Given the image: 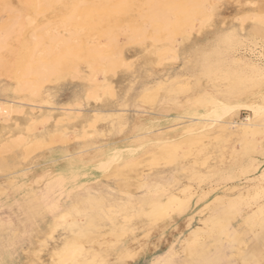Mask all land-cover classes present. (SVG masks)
Wrapping results in <instances>:
<instances>
[{
	"label": "rangeland",
	"instance_id": "obj_1",
	"mask_svg": "<svg viewBox=\"0 0 264 264\" xmlns=\"http://www.w3.org/2000/svg\"><path fill=\"white\" fill-rule=\"evenodd\" d=\"M116 1L97 0L98 10L93 11L91 18L82 23L78 22L75 16V21H67L68 24L64 22L60 18L65 13L62 7L59 8L61 5L56 6L54 11H45L36 17L33 15L36 19L32 17V14L29 16L35 22L33 21V24L23 30V33L25 30L27 31L22 34L23 38H19V41L28 40L29 50H34L31 51L34 53L33 57L38 56L40 54L38 52L45 53L44 56L41 53L39 57L34 58L40 63L47 62L56 54L55 51L57 52L58 49L67 45L61 43L67 33L66 36L69 38L63 40L70 39L67 48L74 46L72 43L70 44L73 39H76V42L79 40L77 43L80 44L73 41L78 47H71L79 56L75 55L77 58H71L70 67L77 69H74V75L71 74V68L68 67L60 73L59 79L47 77L41 83V94L34 95L37 98L30 96L25 89L26 86L25 88L20 87L13 76L16 73L15 65L18 62L24 63L26 60L25 53L19 52L21 49L19 42L16 39L10 40L7 50H3V53L0 52V57L6 55L4 61H7L5 69L0 68V102L2 103L0 104L4 107L8 105L12 107L16 102L11 108L12 111L10 110V119L0 123V159L6 165L5 170L0 171V175L3 176L24 168H30L33 170L32 172H37V175L40 172L44 173L43 170H45L39 184L41 190L35 191L40 197V201L41 196L47 193L56 199L57 195L62 193L61 189L69 188L71 198L58 208L62 210L71 206V215L75 218L76 223L69 227L70 223L66 222L57 232L53 233L52 238L55 243L59 244V239L69 233L74 236L80 231L87 232L90 227L85 221L90 216L100 224L97 232L94 231L92 235L96 239L94 237L95 240H91L92 243H87L86 237L77 240V243L88 247L86 249L87 256L96 254L97 248L107 245L109 247V244L114 242L113 244L118 243V245L131 244L129 250H123L120 254V261L125 262L124 264H150L151 259L156 256L161 257L153 264H264V130L234 133L227 128L226 124L216 123L213 125L214 123L209 121H201L199 125L191 128L187 121L189 118L198 117V113L203 115L208 113L213 115L214 119L216 116L215 120H220L226 110L230 109H234L233 112L230 111L226 117L222 118V122L228 120L239 122L249 115L252 116L253 122L257 120L258 116H253L250 108L248 110L246 106L236 101L228 103V97L235 95V91L239 88L238 84L233 83L234 81L229 82L225 77H209L214 75L213 72L225 68L242 73L250 79V82L247 84L248 88H244L239 98H251L247 99L249 105L264 106V23L258 25L254 19L256 15L264 14V0H207L206 7L202 11L205 16H208L207 21H210V18L211 21L204 22V24L202 22L206 17L203 12L192 15L195 19L197 18L196 20L193 21L191 16L186 22L184 20L180 22L178 14L182 12L181 10H188L192 4H196L195 1L199 2V0H192L191 4H187L189 2L187 0H157V12L165 8L168 2V5L173 4L165 9L166 17L169 18V22H166L169 27L165 25L168 29L165 28L166 31L162 24L165 21L160 23L161 19H157L153 23L150 16L147 17L149 15L146 11L147 8L152 10L151 5H147L148 2L145 4L147 0L145 2L134 0L135 3L132 2L126 9H121L120 12H116L114 9V13L105 15L107 8H113ZM164 2L167 4L165 5ZM252 3L255 5L252 6ZM176 4L178 9L173 8L176 7ZM255 6L256 9H253ZM172 8L175 10L172 11ZM205 11H208V14L211 12V16L210 14L206 15ZM0 12V23H2L3 19L6 20L7 14L3 11ZM245 15L251 17L255 15V17H249V21L248 16ZM45 17H47V21ZM241 17L242 19L246 17L244 23H242ZM262 17L264 20V15ZM38 18L40 20L37 21ZM253 21L256 22L253 23ZM184 23H190V26L185 24L182 27ZM198 23H202V25L200 26ZM179 25L182 28L177 31L179 29L176 26ZM78 27L80 28L78 29ZM75 28L78 31V36L74 38L77 32ZM256 28L262 30L253 33ZM47 29L48 31L50 29L49 33L54 34L56 40H51L54 43L58 42L57 45L45 37L49 34ZM153 30H156L155 33ZM69 31L74 33L73 37L69 36ZM169 32L173 35L168 34ZM40 33L45 34L42 39ZM28 34L31 35L28 36ZM58 34L61 36L59 37ZM167 38L171 42H168ZM37 39L38 41H36ZM35 42H41L40 45H37L38 47L43 46L42 43L50 45L46 44V47L38 48L34 44L32 46V43ZM59 45L63 46L60 48ZM32 47H37L35 49L41 51L36 52ZM91 47L96 49L92 50ZM45 48L51 52L54 50L52 53L50 52L51 54L45 50L49 53L46 55V52L43 51ZM51 48L53 49L51 50ZM8 50L10 53L6 52ZM97 50V53L94 52ZM172 51L176 54L173 55ZM110 67L111 70H108ZM42 68L40 69L46 74L47 69ZM4 72L7 73L6 76ZM78 73L79 77L76 75ZM205 74L207 77L204 76ZM70 75L77 78L72 79ZM251 81L256 82V85L253 86ZM143 84H145V90L141 89ZM19 87L24 88V91L22 89L20 92ZM241 89L242 87H240ZM90 94H97L96 97H98L94 99V96L89 97ZM40 95L41 97H39ZM234 107L238 109L236 110ZM31 108H34V112L30 110ZM99 108L105 111L101 116L99 115L100 118L92 112ZM15 109H18L17 112H14ZM28 109L32 114L28 112ZM178 110L182 114L187 113L183 115L186 118L180 120L183 124L188 122L185 126L181 123L179 125V119L169 117L176 114ZM39 112L41 113L39 114ZM78 112L79 116H77ZM239 112L240 114H238ZM61 113H64V116L69 115V118L62 117ZM75 113L78 118L75 117ZM36 114L40 117L38 118ZM41 116L47 117L48 122H45V118L42 117L43 122ZM96 118L99 120H95ZM140 118L147 128L138 132L142 136L125 142V138L131 137L132 132H135L132 127ZM58 119L61 121L60 123L56 122ZM28 120L33 123H29ZM53 120L56 122L54 125ZM168 120L171 123L167 122ZM26 122L29 125L35 124L29 126ZM175 122L176 124H174ZM40 123L43 125H39ZM25 125L28 129L25 128ZM57 125L58 130L56 129ZM187 125L188 127H186ZM210 126L212 128H209ZM54 129L58 131L56 135L54 133L57 131ZM52 134L54 135L52 136ZM159 136L164 139L158 142L156 140ZM38 140H40V144L36 145ZM118 140H122L126 144L131 143L133 146H138L143 141L146 146L136 148V152L133 150L131 152L133 154L130 153V158L125 157L124 164L127 166L125 170L120 169V161H116L120 165L113 162L110 164L113 165L112 167L109 165V168L105 169L89 167L99 163V159L105 160L113 155L108 148ZM3 144L5 146L2 148ZM100 146L103 147L99 150ZM229 147L234 149L230 151ZM252 148H254V152ZM85 149L88 150L86 152L88 155H93L94 162H86L89 159L86 158L83 161L85 163L79 167L80 173H69L66 169L68 166L64 163L66 158L63 159V157L70 154L78 157V155L84 154ZM244 149L245 151H243ZM97 151L99 152L97 153ZM222 153L223 155H220ZM228 157L230 158L228 159ZM50 167L57 171L62 167L61 175H67L55 176L53 171H47V168ZM51 189L55 190L54 193L52 192L53 194L49 192ZM25 192L26 190L21 188L12 204L0 205V264L23 263L25 261L24 249L38 251L30 254V260H35L37 256L42 257V260L46 259L48 264L52 260H49L51 250L44 248L41 244H43V240L47 239L45 231L49 228L53 215L59 209L54 210V213L48 210V216L44 220L32 221L34 217H37L36 204L31 206L28 203L29 200ZM167 192L168 194L178 192L179 201L181 200L183 204L177 210H174L175 208L169 210L166 217L163 215L164 218L155 219L154 223L152 218L145 213H142L140 217L133 215L136 208L120 209L121 204L131 198L146 197L149 200L160 193L166 194ZM53 198H49L43 204L48 206ZM98 218L102 220L99 221ZM125 218H128V221ZM109 220H119V224L112 228ZM123 220L124 224H122ZM20 221H25V227L22 229L16 228ZM196 227L201 228L200 236H197L200 240L198 245L192 247L190 242L195 238L189 237V232ZM15 228L16 233L26 242H29L32 233L36 237H42L39 243L40 247L38 249H35L33 245L23 247V241L14 232ZM154 229L155 231H153ZM164 229L166 230L164 231ZM102 231L105 234L100 236ZM105 238L108 239L104 240ZM104 242L105 245L102 246L101 243ZM189 247L192 249L190 250ZM130 249L136 251L133 252ZM100 259L94 263H99ZM105 259L109 263L119 262L116 260V255H110ZM85 264L93 263L88 260Z\"/></svg>",
	"mask_w": 264,
	"mask_h": 264
},
{
	"label": "bare ground",
	"instance_id": "obj_2",
	"mask_svg": "<svg viewBox=\"0 0 264 264\" xmlns=\"http://www.w3.org/2000/svg\"><path fill=\"white\" fill-rule=\"evenodd\" d=\"M144 2H145V0H143ZM159 1V0H158ZM172 1H174V0H172ZM187 1H189V2H187V4L188 3H190V1H191V3H192V0H187ZM206 1V2H205ZM214 1V0H213ZM132 2L133 3H135L134 2V0L133 1H131V0H117L116 1V5L113 7V8H107V11L105 12V13H107V14H105V15H109V14H111V13H114V9L116 10V12L118 11V12H120V10L122 9H126L127 8V6H129L130 4H132ZM144 2H143V4H144ZM149 3V4H147V5H151L150 7H152V10H151V8H147V12H148V16L147 17H149L150 16V18H151V21L153 22V23H155V21H157V19H161V22L160 21H158V22H160V23H162V21H165L164 23H162V24H164V26L165 25H167L168 26V23H166V22H169V18H168V16L166 17V14H165V9H167V8H169V6L171 7V5H173L171 2V4L170 5H168L169 4V2H168V4L167 3H165V5L167 4V6H165V8H162V10H160L159 12H161V11H163L162 13H159V12H157L158 11V6H156V5H158L157 4V0H147L146 2H145V4L146 3ZM161 2V1H160ZM196 2V4H192V6H190V8L188 9V10H181L182 12H179L178 14H179V18H180V22H182L183 20H184V22H186V21H189V19L188 18H191V16L192 15H194L195 13H202L203 11V8L204 7H206L205 5H206V3H207V0H199V2H197V1H195ZM210 2V1H209ZM257 2V1H256ZM256 2H254V3H256ZM97 0H0V11H3V12H5L6 14H7V18H6V20L4 21V17L2 18L3 19V21H2V23H0V52L2 51V53H3V50H7V48H8V46H9V41L10 40H13V39H16L18 42H19V46H20V50H19V52L21 51H23V53L22 54H24V58L26 59L25 60V62L24 63H20V62H18V60L17 61H15L16 63L18 62V64L17 65H15L16 66V68L14 69V71L16 72L15 74H14V72H12L14 75V79L17 81V83H18V85L21 87H24L25 88V86H26V88L25 89H27V91L29 92V94H30V96L31 97H34V98H37L36 96H38L37 94H41L40 92H41V83L45 80V79H47V77L49 78V77H54V78H56V79H59L58 78V76L60 75V73H62V71H64L65 70V68H71L70 66H71V63H72V60H71V58H73L74 59V57H76L75 55H77L78 53H76V51L74 52V50L72 49V48H75L76 46L78 47V45H80V44H78L77 42L79 41H77L76 42V39H73V41L74 42H76V43H74L73 41H70V44L72 43V45H74L72 48L71 47H68V48H70V49H68L66 46L68 45V43H69V40L68 41H63V40H67L68 38H67V32L68 31H65L67 34L65 35V37H66V39H64L65 37L64 36H62V37H64V38H62L63 40V42L61 41V39L60 38H58V37H56L57 39H60L59 41H61V43H64V44H67V45H65L64 47H62V46H60V48L62 47L63 48V50H62V48L60 49V50H62L61 52H59L60 50L58 49L57 50V52L55 51V53L56 54H54L53 55V57L50 59V60H47V62H42V63H40V61L38 60H36V59H34V58H36V57H39L40 55H41V53L43 54V52L40 50V49H35V48H37L38 46L37 45H40L41 44V42H42V38L44 37L43 35H45V34H43L42 35V33H40L41 35H42V37H41V42H35V43H32V46H34V45H36L37 47H32V49L34 48L35 50H36V52L37 51H41V52H38V53H40L38 56H34L33 57V54L34 53H32L33 51L32 50H29L30 48L28 47V40L26 39V41L25 40H23V41H19V38H23L22 36V34H25V32L27 31V30H25V32L23 33V30L26 28V27H28V25H30V24H33V18H35L36 16H38V15H41V14H43V12H45V11H51V10H53L56 6H59V5H61L59 8H63L64 10H65V13H63L62 14V16L60 17L64 22H67V21H71V20H73V21H75V19H78V22L80 21L81 23L82 22H86L89 18H91L90 16H91V13H93V11H96V9H97V7H98V5H97ZM111 3V2H110ZM162 3H163V1H162ZM190 3V4H191ZM254 3H252L251 5L253 6V5H255ZM112 4V3H111ZM210 4V3H209ZM247 4V3H246ZM142 5V4H141ZM155 5V6H154ZM249 5V4H248ZM184 6V5H183ZM155 7H157L156 8V10L154 9L153 10V8H155ZM167 7V8H166ZM173 7V6H172ZM177 7V8H176ZM176 7L174 6L173 8H175V9H178L179 7L177 6V4H176ZM182 7V6H181ZM189 7V6H188ZM172 8V11H174L175 9H173ZM183 8V7H182ZM211 8V7H210ZM150 9V10H149ZM253 9H256V6H255V8H253ZM57 10V9H56ZM98 10V9H97ZM260 10V9H259ZM54 11V10H53ZM63 11V10H62ZM168 11V10H167ZM255 11V10H254ZM258 11V10H257ZM262 11V10H261ZM58 12V11H57ZM56 12V13H57ZM136 12V11H135ZM144 12V11H143ZM206 12V11H205ZM208 12V11H207ZM206 12V15H209L208 13ZM256 12V11H255ZM1 13V12H0ZM52 13V12H51ZM167 13H169V12H167ZM170 13H171V11H170ZM199 13V14H200ZM204 13V12H203ZM32 14V17H33V15L35 16V17H31V19L29 18V16ZM104 14V13H103ZM103 14H101V15H103ZM177 14V15H178ZM256 14H260V13H256ZM255 14V15H256ZM51 15V14H50ZM94 15V14H93ZM104 15V16H105ZM203 15V14H202ZM255 15L254 16H250V15H245V16H248V19H249V21H250V18H254L255 17ZM264 14H262V16H263ZM60 16V15H59ZM74 16L76 17L75 19H74ZM143 16V15H142ZM204 16H205V13H204ZM210 16H211V14H210ZM218 16V15H217ZM238 16V15H237ZM262 16H260V15H256V17L254 18V19H256V23H258V25L260 24V25H263V23H264V20H263V17ZM41 17V16H40ZM55 17V16H54ZM53 17V18H54ZM102 17V16H101ZM108 17V16H107ZM193 17V21L194 20H196L195 18H194V16H192ZM200 17V16H199ZM198 17V18H199ZM206 18V21H205V19H203V24H204V22L205 23H208V22H210L211 21V18H210V21H207V17L208 16H205ZM250 17V18H249ZM47 17H45V19H46ZM56 18V17H55ZM54 18V19H55ZM59 18V19H60ZM105 18V17H104ZM166 18H167V21H166ZM201 18H202V16H201ZM204 18V17H203ZM208 18V19H209ZM237 18H239V17H237ZM245 18V19H244ZM243 19H244V21H243V19H242V17H241V21H242V23H244L245 21H246V17H244ZM36 19V18H35ZM42 19V18H41ZM49 19V18H48ZM54 19H53V21H54ZM59 19H58V21H59ZM61 19H60V22H61ZM38 20H40L39 18L37 19V21ZM36 21V22H37ZM46 21H47V19H46ZM46 21H44V22H46ZM51 21V20H50ZM113 21H114V19H113ZM239 21H240V19H239ZM35 22V21H34ZM60 22H58V23H60ZM72 22V21H71ZM71 22H69V23H71ZM78 22H76V23H78ZM198 22H200V21H198ZM254 21H253V23H255ZM48 23V22H47ZM62 23V22H61ZM151 23V22H150ZM166 23V24H165ZM202 23L200 24V23H198V24H200V26L202 25ZM67 24H68V22H67ZM66 24V25H67ZM181 24V23H180ZM185 24L186 23H184L183 25H182V27L183 26H185ZM190 24V23H189ZM189 24H186V25H189ZM210 24V23H209ZM42 25V24H41ZM94 25V24H93ZM154 25V24H153ZM51 26V25H50ZM164 26H162V27H164ZM190 26V25H189ZM199 26V25H198ZM58 27V26H57ZM169 27V26H168ZM175 27V26H174ZM176 27H178V29L179 30H177V31H180V29L182 28L180 25L179 26H176ZM180 27V28H179ZM203 27V26H202ZM263 27H264V25H263ZM80 27H78V29H79ZM167 29V27L165 26L164 27V30L166 31V29ZM199 28V27H198ZM34 29V28H33ZM81 29H82V27H81ZM163 29V28H162ZM52 30V29H51ZM73 30V29H72ZM75 30L77 31V29L75 28ZM146 30V29H145ZM168 30V29H167ZM260 30H262V29H254L253 30V33L254 32H260ZM264 30V29H263ZM43 31H45V30H43ZM47 31H48V29H47ZM49 31H50V29H49ZM49 31H48V33H49ZM55 31V30H54ZM53 31V32H54ZM81 31V30H80ZM79 31V32H80ZM122 31V30H121ZM132 31V30H131ZM154 31H156V30H153V32ZM162 31V30H161ZM183 31H185V30H183ZM52 32V31H51ZM71 32V33H70ZM74 32V31H73ZM124 32H125V30H124ZM152 32V33H153ZM158 32V31H157ZM157 32H156V34H157ZM33 34H34V32H32ZM31 33V34H32ZM36 33H37V31H36ZM61 33V32H60ZM59 33V34H60ZM80 33H82V32H80ZM102 33V32H101ZM109 33V32H108ZM121 33V32H120ZM129 33V32H128ZM155 33V32H154ZM165 33V32H164ZM171 32H169L168 34H170ZM180 33V32H179ZM30 34V35H31ZM47 34V33H46ZM56 34V33H55ZM58 34V35H59ZM65 34V33H64ZM76 35L74 36V38L75 37H77L78 36V31L75 33ZM124 34V33H123ZM155 34V35H156ZM172 34V33H171ZM27 35V34H26ZM29 34H28V36H30ZM38 35V34H37ZM57 35V34H56ZM70 35H72V37H73V35H74V33H72V31H69V36ZM173 35V34H172ZM180 35V34H179ZM32 36H34V35H32ZM31 36V37H32ZM39 36V35H38ZM61 35H59V37H60ZM135 36V35H134ZM171 36V35H170ZM170 36H168V38L170 37ZM40 37V36H39ZM45 37H48L50 40L51 39H53V41H55L56 39H55V37H54V34L52 35L51 33H49L47 36H45ZM54 37V38H53ZM109 37V36H108ZM27 38V37H26ZM33 38H35V37H33ZM37 38V37H36ZM35 38V39H36ZM141 38V37H140ZM167 38V40H169ZM171 38H172V36H171ZM176 38V37H175ZM45 39V38H44ZM43 39V40H44ZM48 39V40H49ZM165 39V38H164ZM22 40V39H21ZM30 40H31V38H30ZM47 40V39H46ZM46 40H44V41H46ZM153 40V39H152ZM152 40H151V43H152ZM32 41V40H31ZM34 41V40H33ZM36 41H38V39L36 40ZM52 40H51V43L53 42ZM111 41H113V40H111ZM129 41V40H128ZM154 41V40H153ZM48 42V41H47ZM66 42V43H65ZM107 42V41H106ZM168 42H171L170 40L168 41ZM48 43H50V42H48ZM48 43H46L47 45H48ZM54 43V42H53ZM56 43H58V42H55L54 44H56ZM74 43V44H73ZM89 43V42H88ZM161 43V42H160ZM159 43V44H160ZM174 43V42H173ZM13 44V43H12ZM31 44V43H30ZM34 44V45H33ZM46 44H43L42 43V45L43 46H47ZM84 45L86 44V43H83ZM118 44V43H117ZM162 44V43H161ZM175 44V43H174ZM11 45V44H10ZM50 45V44H49ZM48 45V46H49ZM57 45V44H56ZM29 46H31V45H29ZM43 46H41V47H43ZM58 46V47H59ZM70 46V45H69ZM88 46H91V45H88ZM14 47V46H13ZM41 47H38V48H41ZM53 47V46H52ZM85 47H87V46H85ZM19 48V47H18ZM44 48V47H43ZM50 48V47H49ZM94 48V47H93ZM93 48L91 47V49L93 50ZM98 48V47H97ZM13 49V48H12ZM17 49V48H16ZM48 49V48H47ZM46 48L45 49H43V51H49V49L47 50ZM53 48H51V50H52ZM56 49V48H55ZM94 49H96V48H94ZM109 49V48H108ZM54 50V49H53ZM53 50H52V52H53ZM80 50V49H79ZM32 51V52H31ZM45 51V52H46ZM78 51V50H77ZM85 51V50H84ZM89 51V50H88ZM167 51V50H166ZM175 51H176V49H175ZM174 51V52H175ZM6 52H9L10 53V51L8 50V51H6ZM17 52V51H16ZM51 51H49V53H50ZM51 52V53H52ZM80 52V51H79ZM91 52H93V51H91ZM94 52H98V50L97 51H94ZM165 52V51H164ZM2 53H1V55H2ZM15 53V52H14ZM48 52H46V55L47 54H49ZM50 53V54H51ZM60 53V54H59ZM121 53V52H120ZM165 53H167V52H165ZM172 53H173V51H172ZM171 53V54H172ZM7 54V53H6ZM11 54H12V52H11ZM10 54V55H11ZM17 54H19V53H17ZM22 54H20V55H22ZM91 54V53H90ZM93 54V53H92ZM95 54V53H94ZM174 54H176V53H173V55ZM8 55V54H7ZM13 55V54H12ZM11 55V56H12ZM19 55V56H20ZM45 55V53L43 54V56ZM96 55V54H95ZM99 55H101V53H99ZM6 56V55H5ZM5 56L4 57H0V68L1 69H5V67H6V62L7 61H4L6 58H5ZM10 56V57H11ZM14 56V55H13ZM78 56V55H77ZM94 56V55H93ZM98 56V55H97ZM17 57V56H16ZM49 57V56H48ZM79 57V56H78ZM103 57V56H102ZM119 57V56H118ZM4 58V59H3ZM42 58V57H41ZM77 58V57H76ZM99 58H101V57H99ZM200 58V57H199ZM14 59V58H13ZM12 59V60H13ZM82 59V58H81ZM102 59V58H101ZM101 59H99V60H101ZM201 59V58H200ZM22 61L24 60V59H21ZM107 60V59H106ZM77 61V60H76ZM90 61V60H89ZM204 61H206V60H204ZM14 62V61H13ZM200 62H202V61H200ZM15 63V64H16ZM129 63V62H128ZM127 63V64H128ZM126 64V63H125ZM130 64V63H129ZM203 64V63H202ZM106 65V64H105ZM199 65H201V64H199ZM206 65V64H205ZM12 66H13V63H12ZM202 66V65H201ZM219 66H221V65H219ZM41 67H45L46 69H47V73L46 74H44L43 72H42V70L40 69ZM98 67V66H97ZM111 67H112V65H111ZM111 67H110V69H108V70H111ZM129 67V66H128ZM209 67H210V65H209ZM222 67H223V65H222ZM42 68V69H43ZM208 68V67H207ZM207 68L205 69V71L207 70ZM221 68V67H220ZM11 69V68H10ZM72 69V68H71ZM70 69V71H71V74H73L74 75V69H76V68H73L72 70ZM12 70V69H11ZM77 70V69H76ZM113 70V69H112ZM203 70V69H202ZM220 71H217V70H215V71H217V72H213V74L214 75H212L211 77H209V78H212V77H214V76H219L220 78L221 77H225V79H227V80H229V82L230 81H234L233 83H235V84H238L239 85V88L235 91L236 93H235V95H230L229 94V96H231V97H228L229 99H228V103H229V101L230 102H238V103H240V104H242V105H244V106H246L247 108L246 109H248V108H250V110H251V114L253 115V116H258V118H256L257 120V123H256V121L255 122H253V119H252V116H247L244 120H241V121H239V122H237L236 120L234 121V120H228V121H223L222 122V118H224V117H226V115L228 114V113H230V111H232L233 112V110L234 109H230V110H226V112H225V114L223 115V117L220 119V120H215L217 117L216 116H214L215 117V119L214 118H212V116L210 115V114H206V115H203V114H201V113H198L197 115H198V117H193V118H189V120L187 119V121L190 123V127L192 128V127H195V126H197V125H199V123L201 122V121H209V122H211L213 125H216V123H222V124H226L228 127V129L230 130V131H232V132H234V133H249V132H253V131H258V129H260V130H264V106H260V105H249V101L247 100V99H249V98H246V97H242V98H239V96H240V94L244 91V88H248L247 87V84H249V82H250V79H248L247 77H245L242 73H240V72H238V73H240V74H238V73H236V71H233L231 68H225V69H219ZM7 71V70H6ZM99 71V70H98ZM73 72V73H72ZM99 72H101V71H99ZM207 72V71H206ZM10 73V72H9ZM8 73V74H9ZM11 73V74H12ZM64 73H66V72H64ZM4 74H5V72H4ZM7 74V73H6ZM6 74H5V76H6ZM70 74V73H69ZM210 74H211V71H210ZM10 75V74H9ZM77 75V77H79L78 75H80L79 73L78 74H76ZM111 75V74H110ZM10 76H12V75H10ZM71 77H72V75H70ZM205 77H207V75L205 74L204 75ZM209 76V75H208ZM27 77H30V79H27ZM70 77V78H71ZM75 77V76H74ZM76 77V78H77ZM13 78V77H12ZM76 78H73L72 77V79H76ZM91 78V77H90ZM50 79V78H49ZM79 79V78H78ZM95 79V78H94ZM197 80H198V77L196 78ZM218 79V78H217ZM160 80V79H159ZM158 80V81H159ZM86 81V80H85ZM90 81H91V79H90ZM89 81V82H90ZM155 81V80H154ZM153 81V82H154ZM161 81V80H160ZM253 81V80H252ZM251 81V82H252ZM254 82V81H253ZM252 82V85L254 86V84L256 83H253ZM107 83H108V81H107ZM102 84H104V83H102ZM149 84V83H148ZM147 85V84H146ZM256 85V84H255ZM19 87V88H20ZM101 87H102V85H101ZM240 87H242V89L240 90ZM24 88H20V92H22V91H24ZM23 89V90H22ZM22 90V91H21ZM2 91V90H1ZM26 92V91H25ZM93 93H95V92H93ZM97 93V92H96ZM99 93H101V92H99ZM103 94V93H102ZM34 95H36V96H34ZM97 95V94H96ZM96 95H92V94H90V96L89 97H93L94 99H96L97 97H96ZM255 95H257V94H255ZM18 97V96H17ZM39 97H41V95L39 96ZM96 97V98H95ZM232 98V99H231ZM251 99V98H250ZM249 99V100H250ZM254 100V99H253ZM3 101V100H2ZM8 101V100H7ZM6 101V102H7ZM11 101V100H10ZM46 102V101H45ZM252 102V101H251ZM1 103V102H0ZM21 103V102H20ZM19 103V104H20ZM228 103H227V105H228ZM256 103V102H255ZM2 104V103H1ZM1 104H0V111H1V113H0V123L1 122H6V120H8V119H10V112L12 111V109L11 108H13L14 107V105L16 104V102H15V104L14 105H12V107L10 106V105H8V106H6V107H4V106H1ZM9 104H10V102H9ZM12 104V103H11ZM18 104V103H17ZM18 104V105H19ZM224 104V103H223ZM4 105V104H3ZM21 105V104H20ZM38 105V104H37ZM226 105V106H227ZM232 105V104H231ZM32 106V105H31ZM221 106H222V104H221ZM243 106V107H244ZM33 107V106H32ZM35 107H37L38 108V106H35ZM40 107V106H39ZM29 108V107H28ZM227 108H228V106H227ZM234 108H236V110L238 109L237 107H234ZM242 108V107H241ZM245 108V107H244ZM24 109V108H23ZM22 109V110H23ZM33 109L34 108H31L30 110H32L33 111ZM40 109V108H39ZM65 109V108H64ZM221 109V108H220ZM219 109V110H220ZM222 109H224V108H222ZM11 110V111H10ZM14 110V109H13ZM16 110V109H15ZM18 110V109H17ZM17 110L16 111H14V112H17ZM21 110V111H22ZM37 110V109H36ZM47 110V109H46ZM249 110V109H248ZM20 111V110H19ZM37 111H40V110H37ZM49 111V110H48ZM218 111V110H217ZM13 112V114H15ZM25 112V111H24ZM28 112H30L29 111V109H28ZM34 112V111H33ZM67 112V111H66ZM92 112H94L96 115H98V118H100L99 117V115L101 116L102 115V110H101V108H99V109H96V110H92ZM184 112V111H183ZM31 113V112H30ZM35 113H36V111H35ZM41 112H39V114H40ZM46 113H48L47 111H46ZM53 114H54V112H52ZM70 113V112H69ZM79 113V112H78ZM189 113V112H188ZM218 113V112H217ZM32 114V113H31ZM30 114V115H31ZM43 114H45V113H43ZM50 114V115H49ZM48 115L49 116H51V113H49ZM52 114V115H53ZM60 114V113H59ZM58 114V115H59ZM68 114V113H67ZM91 114V113H90ZM182 112L181 111H179L178 110V112H176V114H174V115H170L169 117H172V118H175V119H179V125H180V123H181V121L180 120H183L184 118H186V117H184L183 115H185V114H187V113H183L182 115ZM194 114V113H193ZM223 114V113H222ZM238 114H240V112L238 113ZM19 115V114H18ZM37 115V114H36ZM35 115V116H36ZM57 115V116H58ZM61 115H62V117L65 115L64 113L62 114L61 113ZM72 115H74L73 113H72ZM80 115V113L79 114H77V116H79ZM38 116V115H37ZM46 116V115H45ZM45 116H41V119H42V117H43V119L45 118ZM48 116V117H49ZM69 116V115H68ZM68 116H64V117H67V118H69ZM76 116V113H75V117H77ZM40 117V115L38 116V118ZM61 117V116H60ZM60 117H58L59 119H60ZM61 117V119H63ZM74 117V118H75ZM91 117H93V116H91ZM97 117V116H96ZM192 117V116H191ZM209 117H210V119H209ZM26 119L28 118V117H25ZM54 118H56V117H54ZM53 118V119H54ZM71 118H73L72 116H71ZM78 118V117H77ZM88 118V117H87ZM94 118H95V116H94ZM98 118H96L95 120H99ZM159 118V117H158ZM188 118V117H187ZM208 118V119H207ZM42 119V120H43ZM47 119V117L44 119V120H46ZM50 119V118H49ZM51 119H52V117H51ZM57 119V118H56ZM55 119V120H56ZM57 120L56 122H61L60 120ZM238 119V118H237ZM44 120H43V122H44ZM64 120H65V118H64ZM94 120V119H93ZM94 120V121H95ZM145 120V119H144ZM153 120V119H152ZM151 120V121H152ZM172 120V119H171ZM225 120V119H224ZM29 121V123H33V122H30V120H28ZM54 121V120H53ZM176 121H178V120H176ZM186 121V122H187ZM40 122V121H39ZM45 122H48L47 120L45 121ZM55 121H54V123H53V125L56 123ZM167 122H169V120L167 121ZM185 122V123H186ZM187 122V123H188ZM37 125H38V120H37ZM42 123V122H41ZM39 124V125H43V124ZM85 123V122H84ZM94 123V122H93ZM148 123V122H147ZM169 123H171V122H169ZM186 123V124H187ZM26 124H28L27 122H26ZM35 124V123H34ZM33 124V125H34ZM58 124V123H57ZM159 124V123H158ZM174 124H176V122L174 123ZM181 124H183V123H181ZM186 124H183V126H185ZM29 125V124H28ZM32 124H30L29 126H31ZM32 125V126H33ZM178 125V126H179ZM213 125H211V126H213ZM28 126V127H29ZM149 126V125H148ZM152 126V125H151ZM177 126V125H176ZM209 127V128H212V127ZM2 127V126H1ZM186 127H188V125L186 126ZM7 128V127H6ZM25 128H27L26 127V125H25ZM30 128V127H29ZM55 128V127H54ZM147 128V125L146 124H144L143 122H142V118H140V120H138L134 125H133V127H132V129H134L135 130V132H132L133 133V135H131V137H129V138H125V142L126 141H129L130 139L132 140L133 138H137V137H139V136H142V134L141 133H138V132H140V131H142L143 129H146ZM28 129V128H27ZM57 130H58V125H57V128H56ZM30 130V129H29ZM29 130H27V132L29 131ZM32 130V129H31ZM55 130V129H54ZM54 130H52V131H54ZM57 130H55V131H57ZM178 130H179V128H178ZM183 130H184V128H183ZM197 130V129H196ZM210 130V129H209ZM211 130H213V129H211ZM6 131V130H5ZM10 131V130H9ZM32 131H34V130H32ZM32 131H31V133H32ZM40 131V130H39ZM51 131V132H52ZM148 131V130H147ZM137 132V133H136ZM150 132V131H149ZM148 132V133H149ZM159 132V131H158ZM196 132V131H195ZM28 133H30V132H28ZM37 133V132H36ZM58 133V131L56 132V133H54L55 135ZM192 133V132H191ZM262 133V132H261ZM43 134V133H42ZM44 134H45V132H44ZM54 134H52V136L54 135ZM66 134V133H65ZM187 134H189V133H187ZM29 135V134H28ZM32 135V134H31ZM143 135H146V134H143ZM148 135V134H147ZM175 135H176V133H175ZM180 135V134H179ZM183 135H185V134H183ZM190 135V134H189ZM189 135H188V137H189ZM193 135V134H192ZM195 135V134H194ZM193 135V136H194ZM67 136V135H66ZM186 136V135H185ZM263 136V135H262ZM190 137H191V135H190ZM238 137H239V135H238ZM260 137V136H259ZM264 137V136H263ZM144 138H145V136H144ZM231 138V137H230ZM233 138V137H232ZM147 139V138H146ZM164 139V137H161V136H159L158 138H157V140L156 141H161V140H163ZM249 139V138H248ZM264 139V138H263ZM141 140V139H140ZM142 140H145V139H142ZM148 140V139H147ZM152 140V139H151ZM255 140V139H254ZM6 141H8V140H6ZM11 141V140H10ZM9 141V142H10ZM40 140H38V142H39ZM124 141H116V143L115 144H113V145H110L109 146V148H108V150L109 151H111L112 152V154L113 155H111L109 158H106L105 160L104 159H99V161H98V159H96L99 163H97V164H95V165H91V166H89V167H93V168H96V169H105V168H109L108 166L112 163L113 164V162H115L116 163V161H120L121 162V167H120V169L121 170H125L126 169V165L124 164L125 163V160H126V158L125 157H128V158H130L129 156H130V153L133 151V150H135L136 148H143L144 146H146V144H145V142H143L142 141V143H140V145H138V146H133L131 143H125ZM174 141V140H173ZM241 141V140H240ZM248 141V140H247ZM13 142V141H12ZM38 142H36V145H39L40 144V142L38 143ZM137 142V141H136ZM141 142V141H140ZM149 142V141H148ZM151 142V141H150ZM243 142H245V141H243ZM22 143V142H21ZM38 143V144H37ZM220 143V142H219ZM228 143V142H227ZM238 143V142H237ZM260 143V142H259ZM262 143V142H261ZM5 144V143H4ZM2 145V148L5 146V145ZM214 144V143H213ZM218 144V143H217ZM233 144V143H232ZM251 144V143H250ZM256 144H258V143H256ZM10 145V144H9ZM222 145V144H221ZM104 146V145H103ZM102 146V147H103ZM148 146V145H147ZM213 146V145H212ZM217 146V145H216ZM219 146V145H218ZM247 146V145H246ZM245 146V147H246ZM255 146H257V145H255ZM101 146L99 147V150L102 148ZM214 147H215V145H214ZM213 147V151L215 150V148ZM233 147H234V145H233ZM240 147V146H239ZM249 147V146H248ZM221 148V147H220ZM230 149V151H231V147H229ZM243 148V147H242ZM250 148V147H249ZM249 148H248V150H249ZM255 148V147H254ZM254 148H252L253 149V152H254ZM260 148V147H259ZM96 149V148H95ZM222 149H223V147H222ZM234 149V148H233ZM232 149V150H233ZM241 149V148H240ZM246 149V148H245ZM245 149L243 150V151H245ZM3 150H5V149H3ZM83 150V149H82ZM86 151H84L83 153L84 154H80V156L78 155V157H74L75 155L74 154H70V155H66V156H64L63 157V159L64 158H66V161L64 162V163H66L67 164V166L68 167H66V169H67V171L70 173V172H76L77 174L78 173H80V171H78L79 170V167H80V165H82L83 163H85V162H83L86 158H89L88 159V161H86V162H94V159H92V156H90V155H88L86 152L88 151L87 149H85ZM96 150H98V149H96ZM104 150V149H103ZM139 150V149H138ZM145 150V149H144ZM216 150H217V152H218V149H217V147H216ZM247 150V149H246ZM261 150V149H260ZM64 151V150H63ZM137 150H135V152H136ZM220 152H221V150H219ZM238 151V150H237ZM241 151H242V149H241ZM99 151H97V153H98ZM216 152V151H215ZM216 152V153H217ZM219 152V153H220ZM233 152V151H232ZM236 152V151H235ZM235 152H233V153H235ZM240 152V151H239ZM247 152V151H246ZM109 153V152H108ZM142 153V152H141ZM66 154V153H65ZM68 154V153H67ZM79 154V153H78ZM94 154V153H93ZM131 154H133V153H131ZM143 154H144V152H143ZM228 154H230V153H228ZM227 154V155H228ZM236 154H238V153H236ZM247 154V153H246ZM107 155V154H106ZM220 155H223V153L222 154H220ZM231 155V154H230ZM240 155V154H239ZM238 155V156H239ZM218 156V155H217ZM225 156V155H224ZM232 156V155H231ZM234 156H235V154H234ZM68 158V159H67ZM230 157H228V159H229ZM241 158V157H240ZM131 162H134V161H131ZM115 163H114V165H115ZM117 164V163H116ZM117 164V165H118ZM129 164H131L130 162H129ZM85 165V164H84ZM5 164L3 163V161L0 159V171L2 172L3 170H5L4 168H5ZM35 166H37V165H35ZM39 166V165H38ZM42 166V165H41ZM86 166V165H85ZM113 166V165H112ZM111 165H110V167H112ZM65 167V166H64ZM82 167V166H81ZM115 167H116V165H115ZM118 167V166H117ZM46 169V168H45ZM112 169V168H111ZM117 169V168H116ZM115 169V170H116ZM80 170H82V169H80ZM113 170V169H112ZM33 170H31L30 168H24V169H22V170H18V171H16V172H10V173H8V174H5V175H0V201H10L11 199H13V198H15L17 195H18V190H20L21 188H24L25 190H26V192L25 193H29V192H31V191H39L40 190V186H39V184H40V180H41V177H42V174H44L46 171L45 170H43V172L44 173H39L38 175H37V172L35 173V172H32ZM47 171H53V173H54V175L55 176H59V177H63V176H66V175H61V172L63 171V168L61 167L60 169H58V171L57 170H55L53 167H50L49 169L47 168ZM66 171V170H65ZM66 171V172H67ZM114 171V170H113ZM35 173V174H34ZM106 174V173H105ZM44 177V176H43ZM79 177V176H78ZM40 178V179H39ZM64 179H65V177H64ZM70 179V178H69ZM63 180V179H62ZM75 181V180H74ZM130 184V183H129ZM27 187H29V188H27ZM130 187V186H129ZM27 189H29V190H27ZM62 190V193H65V194H67L69 191H70V189L69 188H64V189H61ZM51 191V190H50ZM22 192V191H21ZM20 192V193H21ZM184 192V191H183ZM159 194V193H158ZM126 195V194H125ZM124 195V196H125ZM130 196V195H129ZM128 196V197H129ZM182 196H184V195H182ZM92 198V197H91ZM86 200V199H85ZM139 200H140V203H138L139 205H140V207H143L141 210H140V212H138L137 210V204L135 205L136 207V212H134V214L133 215H135V216H137V217H140V215L142 214V213H145L148 217H150V218H152V220H153V223H154V220L155 219H160L163 215H165L164 217H166V213L169 211V210H171V209H173V208H175L174 210H177L179 207H181L182 206V201L180 200L179 201V197H178V192H174V193H172V194H169V195H166V194H164V193H160L158 196H154V198H151V199H147L146 197L144 198V197H139ZM219 200V199H218ZM82 202V201H81ZM62 201H60V203H59V207H60V205H62ZM66 203V202H65ZM63 205H64V203H63ZM145 205H147V206H145ZM207 205V204H206ZM208 206V205H207ZM75 207V206H74ZM76 208V207H75ZM59 209V208H58ZM71 209H72V207L71 206H69V207H67V208H65V209H59L58 210V212L56 213V214H54L53 215V218H52V220L50 221V224H49V228L45 231V234H46V238L49 240H47V239H45V240H43V244L41 245V246H43L44 248H46V249H48V250H51V258H49V260H51L50 261V264H85L86 263V261H88V260H90L91 261V263H93V264H124L125 262H121L120 261V258H121V252L123 251V250H129V247H130V245H128V244H126V243H124V244H122V245H118V243L117 244H113V243H110L109 244V247H108V245L107 246H104L103 248H97L96 250H97V252H96V254H93L92 256H87V251H86V249L88 248V247H85L82 243H77V240H79V239H81L82 237H86V239L88 240V242L87 243H89V242H91V240H95L96 239V237L95 236H92L93 235V233H94V231H96L97 229H99V227H100V224H98L97 223V220H95V219H92L90 216H88V219H86V224H88V226L90 227V229L89 230H87V232H83L82 231V234L79 236V237H76V238H72V239H70L67 243H63V244H59V245H57L58 247H53L54 246V244H56L55 243V240H53L54 238H52V235H53V233H55L63 224H65L66 222H69V223H73V224H75L76 223V221H75V218L71 215ZM123 209L124 210H127V209H130V206L128 205V204H125V206L123 207ZM173 211V210H172ZM168 214V213H167ZM127 217H129V216H127ZM160 217V218H159ZM164 217H162V218H164ZM99 219V221L100 220H102L101 218H98ZM125 220H127L128 221V218L126 219L125 218ZM161 220H163V219H161ZM75 221V222H74ZM110 221V226L112 227V228H115L114 226H117L119 223H118V221L117 220H109ZM156 221V220H155ZM123 223L122 224H124V220L122 221ZM90 223H91V226H90ZM48 224V223H47ZM159 225V224H158ZM120 226H122V225H120ZM161 227V226H160ZM16 228H18V229H22V227H21V225H17V227ZM159 228V227H158ZM163 228V227H162ZM162 228H160V229H162ZM167 228V227H166ZM12 229V228H11ZM124 229V228H123ZM122 229V230H123ZM180 229V228H179ZM201 228L200 227H196V228H193L190 232H189V237H192V238H195L194 239V241H192V242H190L191 244V246L193 247V245H198V241L200 240V238H197V236L199 237L200 235H199V230H200ZM3 230V229H2ZM112 230V229H111ZM125 230V229H124ZM166 229H164V231H165ZM153 231H155V229L153 230ZM97 232V231H96ZM115 232V231H114ZM124 232V231H123ZM148 232V231H147ZM158 232V231H157ZM100 233V232H99ZM117 233V232H116ZM118 233H120V232H118ZM103 234H105V232H103L102 231V234L100 233V236L101 235H103ZM168 234V233H167ZM120 235H121V233H120ZM158 235H159V232H158ZM112 236H114V235H112ZM33 237V236H32ZM95 237V239H93ZM109 238V237H108ZM108 238H105L104 240H106V239H108ZM197 238V239H196ZM31 239L32 238H30L29 239V242H31V245H33V247L36 245V243H40V241H41V239H42V237H36V236H34V239L31 241ZM52 240V241H51ZM82 240V239H81ZM98 240V239H97ZM114 240V239H113ZM157 240V239H156ZM51 241V242H50ZM102 241V240H101ZM115 241V240H114ZM95 242V241H94ZM98 242V241H97ZM116 242V241H115ZM33 243V244H32ZM73 243V244H72ZM92 243V242H91ZM90 243V244H91ZM102 244V246L103 245H105V242L104 243H101ZM108 244V243H107ZM96 245H97V243H96ZM189 245V246H190ZM40 246V245H39ZM101 246V247H102ZM91 247L92 248H94L92 245H91ZM97 247H99L98 245H97ZM149 247V246H148ZM192 247H189L190 248V250L192 249ZM30 248V247H29ZM28 248V249H29ZM92 250V249H91ZM130 250H133V252L134 251H136V250H134V249H130ZM150 250V249H149ZM33 252H38L37 250H24V259H25V261L23 262V263H21V264H48L47 262H46V259H43L42 260V257H39V256H37L36 257V259L35 260H30L29 259V256H30V254L31 253H33ZM110 255H116V260L117 261H119L118 263H109V262H107L106 261V259L105 258H107V257H109ZM1 257V256H0ZM53 257H54V259H53ZM101 258V259H100ZM199 258V257H198ZM1 259V258H0ZM2 259H3V257H2ZM97 259H100V262L99 263H94L95 261H97ZM3 260H5V259H3Z\"/></svg>",
	"mask_w": 264,
	"mask_h": 264
},
{
	"label": "crops",
	"instance_id": "obj_3",
	"mask_svg": "<svg viewBox=\"0 0 264 264\" xmlns=\"http://www.w3.org/2000/svg\"><path fill=\"white\" fill-rule=\"evenodd\" d=\"M141 89L142 90H145V84H143L142 85V87H141ZM104 113H105V111L104 110H102ZM102 112V113H103ZM108 112V111H107ZM110 113H112V112H110ZM60 188V187H59ZM41 190V189H40ZM51 194H53L54 192H55V190H53V189H51V191H49ZM53 192V193H52ZM71 193H70V191L67 193V194H65V193H61V194H58L57 196L58 197H56V199L55 198H53L50 194H46V195H43V196H41V201H40V197L36 194V192L35 191H31V192H29V193H26L25 195L28 197V200H29V202L28 203H30L31 204V206L32 205H34V203L36 204V210H37V217H34L33 219H32V221H37V219H38V221L39 220H44L48 215H47V212H48V210H51V211H53V213H54V210H56L58 207H59V203H60V201H62L64 204H66L65 202L66 201H68L70 198H71V195H70ZM166 195H169L168 194V192L166 193ZM49 198H53L52 199V201H51V204H49L48 206H46L45 204H43V203H46V201H48L49 200ZM13 200H15V198H13V199H11L10 201H1L0 202V205H6V204H12V201ZM138 203H140V200H139V197H136V198H131L130 200H128V201H124L123 202V204H121V206H120V209H123V207L125 206V204H128L129 206H130V208H135V205L137 204V211L138 212H140V210H141V207H140V205L138 204ZM49 208V209H48ZM19 225H21V227L23 228V227H25V221H20V223H19ZM72 225H74L73 223H70L68 226L70 227V226H72ZM68 227V228H69ZM16 228H15V230H14V232H15V234H17L16 233ZM57 232V231H56ZM69 232H71V230H69ZM82 234V231H80V232H77V233H75V235L74 236H71L70 235V233L69 234H67L66 236H64L63 238H61V239H59L60 240V242H59V244H63V243H67L70 239H72V238H76V237H79L80 235ZM18 235V234H17ZM33 236V237H32ZM18 237L23 241V247L24 246H29V245H31V242L29 243L28 241L26 242V241H24L22 238H21V236L20 235H18ZM38 237V236H37ZM30 238H32L31 239V241L34 239V234L32 233V234H30V237H29V239ZM33 244V243H32ZM57 244V243H56ZM59 244H57V245H59ZM42 245V244H41ZM32 246V245H31ZM40 246H39V242L38 243H36V245L34 246V248L35 249H38ZM53 247H58V246H53ZM25 250V249H24ZM23 250V251H24ZM159 257H161V256H156V257H153L152 259H151V262H150V264H153V263H155L156 262V260L159 258Z\"/></svg>",
	"mask_w": 264,
	"mask_h": 264
}]
</instances>
